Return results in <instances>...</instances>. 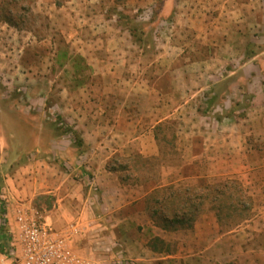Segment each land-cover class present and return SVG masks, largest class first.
Returning a JSON list of instances; mask_svg holds the SVG:
<instances>
[{
	"label": "rangeland",
	"instance_id": "374dc122",
	"mask_svg": "<svg viewBox=\"0 0 264 264\" xmlns=\"http://www.w3.org/2000/svg\"><path fill=\"white\" fill-rule=\"evenodd\" d=\"M188 8L0 0V189L92 264H264V29L212 44ZM89 126L111 142L102 188ZM227 181L245 194L212 191ZM192 204L206 222L174 231L165 218Z\"/></svg>",
	"mask_w": 264,
	"mask_h": 264
},
{
	"label": "crops",
	"instance_id": "0c3cea01",
	"mask_svg": "<svg viewBox=\"0 0 264 264\" xmlns=\"http://www.w3.org/2000/svg\"><path fill=\"white\" fill-rule=\"evenodd\" d=\"M183 3L189 6L186 10V19L194 23L198 31L201 29L202 34L199 35L205 36L212 44L218 41L216 45L224 44L223 46L228 47L229 42H224L226 41L225 37L246 36L248 35V27L253 26V24L264 29V0H183ZM236 23H239L241 26H236ZM219 41L221 43H219ZM121 118L124 119L126 123L128 122L129 115L126 116L122 113ZM81 130L85 133L83 137L89 136L90 142H86L85 144L89 145L92 150V153L89 154L91 155L90 159L86 162L88 163L87 168L91 169L93 174L96 175V181L99 182L102 188V180L104 179L106 183L107 180L111 181V177H113L112 172L105 170L103 173L101 169L102 164L107 163L109 160V155L105 152L108 146L111 145L109 144L111 142L107 141L108 136L106 139H103V134H101L102 127L89 126L88 128L82 127ZM123 132L125 133L124 130ZM116 133V136H119L118 133H120V130L116 129ZM79 158L82 157L80 156ZM107 188L108 186H106L104 190L106 191ZM53 189L55 190V194L58 195V210L62 208L61 211L66 210L71 213V219L76 218L80 220L79 216L81 218V216L84 215L86 207H79L81 205L74 204L76 203V196L73 195V192H66L67 190L65 191V188L62 186L58 187V184L54 185ZM11 209L12 204L9 203V222L10 225H14L15 223H13L10 214ZM204 222H206L204 219L198 222L196 221L194 230L196 232L200 231L201 225Z\"/></svg>",
	"mask_w": 264,
	"mask_h": 264
},
{
	"label": "built area",
	"instance_id": "2783aa9c",
	"mask_svg": "<svg viewBox=\"0 0 264 264\" xmlns=\"http://www.w3.org/2000/svg\"><path fill=\"white\" fill-rule=\"evenodd\" d=\"M9 198L0 190V264H92L70 249L69 238L56 233L32 206H12L13 223L9 222Z\"/></svg>",
	"mask_w": 264,
	"mask_h": 264
},
{
	"label": "trees",
	"instance_id": "16d2710c",
	"mask_svg": "<svg viewBox=\"0 0 264 264\" xmlns=\"http://www.w3.org/2000/svg\"><path fill=\"white\" fill-rule=\"evenodd\" d=\"M73 133L74 135L77 136V132L73 131ZM78 145L81 146V144ZM211 189L212 191L215 190L217 194L222 196L228 194V197L230 199H234L233 195H239V197H242L245 194L243 190V186L238 181H227L223 184L216 185ZM227 190L229 191L228 193ZM238 200L242 202L239 198ZM192 205H193L192 206L193 210L191 211L190 210L182 211V212H178L177 210L173 211L170 218H165V222L169 223L171 227L173 226L172 229L174 231L192 229L195 225V222L198 218V214L200 211L198 207H196L194 204ZM218 217L221 216L218 214ZM8 245H9L8 242H6L4 245H0V251H4L5 247H7Z\"/></svg>",
	"mask_w": 264,
	"mask_h": 264
}]
</instances>
